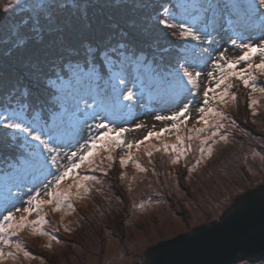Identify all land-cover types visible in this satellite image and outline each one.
Returning <instances> with one entry per match:
<instances>
[{"label":"snow or ice","instance_id":"obj_1","mask_svg":"<svg viewBox=\"0 0 264 264\" xmlns=\"http://www.w3.org/2000/svg\"><path fill=\"white\" fill-rule=\"evenodd\" d=\"M258 3L261 9L259 12L260 27L264 30V0H258ZM68 7L80 10V18L87 20V6L82 0H36L32 13L27 18L14 25L9 35H0V47L6 48L8 52L19 51L26 48L32 39L37 42L42 41L46 32L57 31L62 33L69 21L63 20L60 13ZM174 7L183 6L176 5ZM233 7L242 8L247 13L252 6L241 4L233 5ZM156 20L160 26L167 30H173V35L185 41H206L209 46L217 43L214 37L216 32L214 25L209 26L207 23H202L201 26H198L199 22L194 21L190 26L183 13L178 15L167 6H162ZM90 26L86 25V27ZM230 43L242 54L229 58L226 56L227 49H225L219 53L215 60H212L211 52L208 49L200 48L199 44H187L185 46L186 51L181 57L184 62L178 61L175 70L160 81V87L167 89L171 79H175L178 91H187L188 94L194 95L199 92L202 76V72L197 70L200 66L199 63L194 61L208 57L212 63V70L206 73L207 83L211 86L204 88L201 106L194 110L198 114L197 124L201 126L189 128L188 132L191 134L187 136H181L178 133L182 130L180 125L186 124L192 115L193 109L189 103L183 104L172 115H157L155 117L161 122H172L171 127L162 128L159 132L149 131L142 140L128 141L125 134L133 131V129L118 127L114 120L110 121L107 118L110 111L112 115H115L117 111L130 113L136 107L135 102L138 99L136 92L127 87L125 79L118 71L113 73L112 79H115L116 85L111 92H97L92 96L77 95L72 90L71 85H67L68 93L65 95V99L71 101L72 115L78 122L87 124L88 120H96L98 116L103 118L91 125L93 135H90L76 150L63 153L62 156L61 142L58 136L46 125L41 126L34 119L28 118L27 114L32 108L31 89L27 86L23 88L14 86L10 90L0 91V127L13 130L14 133L24 134L23 139L26 146L34 154V162L42 172L47 171V176L41 181L42 191L33 192L29 190L26 207H15L14 204L11 207H4L5 214L0 215V261L16 260L20 254L25 259L34 258L32 252L25 247L24 241L19 239L20 234L26 229L31 230L32 235L48 237L47 246L49 248L53 242L59 243L60 240L54 234L59 229L53 228L52 231H48L44 227L50 223L48 208H51L53 212H63L65 215L74 213L76 211L74 201L85 199L86 195L93 190L88 186L89 183L102 184L96 175L82 174L80 170L87 169L92 173L99 171L107 175V169H110L115 162L113 153L117 149L124 152V155L119 158V164L122 167H126L131 162L140 172H145L147 169L142 167L139 162L140 157L135 155L132 149L135 147L139 150L153 137L159 139L163 133L175 132L178 134L175 143H164L160 147L147 146L145 154L151 158L153 152L163 151L167 153L170 151L174 154L170 157L171 163L177 164L181 158H186L189 153L197 151L199 158L191 169L194 171L206 156L211 157L214 152L212 145L219 141L226 143L228 136L224 132V121L230 117L226 115L223 109L218 108L215 102L219 101L224 105L235 104L237 94L232 91L235 87L232 83L234 78L241 80L244 87L250 89V97L252 98L249 107L253 108V114H255V107L258 104L253 94L257 91L264 93V87L257 86V74L264 75V35L258 42L254 43L250 40H244L241 33H236L235 37L231 38ZM82 47L85 49L87 57L91 59V66L88 71L81 69L80 76H91L96 71L97 60H100L101 67L105 66L104 62L106 61L112 68H116L117 64L114 57H123L121 50L126 48V44L120 43L115 47L101 48L99 45L84 41ZM257 57L260 60L258 64L253 62ZM85 63L88 64V59ZM122 63L121 60V65ZM204 63L207 64L208 61H204ZM240 65H244V67H240ZM189 67L193 70L190 71ZM56 81H60V90L63 91L65 87L63 79L57 75ZM56 81H49V83L55 87L57 86ZM89 99L93 102L89 103ZM232 124L235 125L234 120ZM144 127L145 125L142 123L137 124L135 130ZM16 138V135H13L12 139L15 140ZM31 141L37 143L33 145L30 143ZM193 141H198V143L193 144ZM105 152L107 155L102 156L101 153ZM64 157L67 158L68 162L61 164ZM105 161H107L106 167ZM49 176L52 177L51 180H48ZM70 178L72 183L66 184L65 182ZM12 196L13 193L9 189L10 200ZM140 207L143 208L144 205L141 204ZM33 215L36 219H29ZM65 231H71V229L65 226ZM6 248L14 249V251H6ZM249 259L246 254H241L237 258V264H249Z\"/></svg>","mask_w":264,"mask_h":264},{"label":"rangeland","instance_id":"obj_2","mask_svg":"<svg viewBox=\"0 0 264 264\" xmlns=\"http://www.w3.org/2000/svg\"><path fill=\"white\" fill-rule=\"evenodd\" d=\"M35 2L36 0H0V10L3 13V17L0 21V35H9L14 25L20 20L27 18V16L32 13ZM82 2L87 6V10L95 8L96 11L103 7L104 3H108L104 9L112 14L110 15V20L119 19L121 14L126 16L122 18V22L125 24L128 22L127 24L131 28L130 30L135 28L134 32L131 31V37L134 39L137 33L147 35L152 33L151 30H160V25L156 20V16L162 10V6H167L170 10L174 11V8L170 6L171 4L182 5L183 7L181 8H186L188 6L187 4H190V2L194 3L196 0H171L170 3L158 1V5L156 6L153 5L155 4V0H82ZM221 2L220 5L225 6L228 0H223ZM249 2L252 6H257L260 12L261 9L258 0H249ZM240 3L245 4L247 2L246 0H240ZM99 13L100 17L101 15L106 16V14H102V11ZM60 15L63 20L69 21L65 28L78 25L88 28L86 27V25L89 24L88 19L86 21L82 20L80 18L81 11L78 9L68 7L63 10ZM104 19V17L100 18L102 22L99 27L100 34L103 29L109 32L116 27L118 28L117 23L115 26L109 24L110 21ZM47 33H53L54 40L57 42L60 41L62 45H65L64 42L61 41L62 35L59 32L51 31ZM214 37L216 38L215 35ZM234 37L235 36L230 37L229 35H225L221 46L212 54V59L214 58L215 60L219 53L225 49H227L226 56L229 58L241 55L242 53L230 43L231 38ZM106 39L111 40L112 38L109 36ZM243 39L246 41L250 40L254 43L258 42V40H254L251 37H243ZM33 42L37 41L34 40ZM50 47H54V45L51 44ZM1 49L2 47H0V53L2 52ZM62 50H66L65 52L69 51L63 47ZM5 53L6 51H4V54ZM253 62L258 64L260 62L259 57L255 58ZM176 65L177 63L173 66H169L171 72L175 70ZM240 67H244V65H240ZM189 69L192 68L189 67ZM144 70L146 71V69ZM61 71L62 70H59L60 73ZM202 76L200 78L199 92L194 94V101L193 97H191L192 115L187 120L186 124L180 125L182 130L178 134L181 136L190 135L191 133L188 132L189 128L201 126L197 124L198 114L194 110L201 106L202 90L211 86L207 83V78L204 80ZM257 76V86L264 87V75L258 73ZM75 78L78 77H63L62 79L64 83H66L69 79ZM232 83L235 85L232 91L237 94L235 104L224 105L219 101L215 102L217 107L223 109L226 115L230 117V119L224 121V132L228 136V141L226 143L231 142V140L236 137L240 140V135H247V131L243 129L237 121V119L243 116L250 125V128L255 130V133L258 132L256 134L254 131L249 133L248 138L250 142H254L255 144L258 143L257 146L264 147V144L259 141L261 138H264V93L257 91L253 94V97L258 101L255 107V114H253V108L249 107L250 99L252 98L250 97V89L244 87L241 80L234 78ZM170 84L176 85V80L171 79ZM177 94L191 96L187 91H178ZM165 96L159 98L158 108L154 111L137 116L132 119L127 126H123L133 129V131L125 134L128 141L142 140L149 131L159 132L162 128L171 127L172 122H161L155 117L157 115H172L174 112L178 111L183 104L190 103L184 99H181L178 103H174L171 99H165ZM118 113H120V111H117L115 114L117 115ZM119 120L120 118L118 119V117H115L116 126H119L117 125ZM233 120L235 121V125L232 124ZM96 122L97 121H93L91 125H94ZM141 123L144 124L145 127L135 130V126ZM91 125L85 130L86 137L94 134ZM62 128L64 132L71 130L67 123ZM178 134L175 132H166L163 133L159 139L153 137L146 145L141 146L139 150L135 147L132 149V152L140 157L139 162L142 167L147 169L145 172H140L135 167V164L131 162L126 167H122L119 164V158L124 155V152L120 149H117L113 153L115 162L110 169H107V175L99 171L92 173L87 169H81L80 171L82 174L96 175L97 178L102 181V184L95 185L89 183L88 186L93 190L86 195L85 199L74 201L76 208L74 213L65 215L63 212H53L51 208H48V219L50 223L44 227L48 231H52L53 228H58L59 231L54 234L60 242H53L52 246L49 248L47 246L49 243L48 237L32 235L31 230L26 229L20 234L19 239L24 241L25 247L32 252L34 258L25 259L23 255L20 254L18 259H6L0 261V264H141L145 260V252L160 241L171 239L201 225L219 220L225 210L228 209L237 198L235 197L237 196L236 189H240V184L236 183L226 185L225 187H223L222 182L217 184L210 183L211 175H208L209 161L216 151V146L219 143L225 142L219 141L212 145L214 152L211 157L206 156L194 171L191 169L199 158V153L197 151L189 153L186 158H181L177 164L171 163L170 157L174 154L170 151L167 153L163 151L153 152L151 158L145 154L147 146L155 145L156 147H160L164 143H175ZM86 140H84V142ZM30 143L35 145L37 142L31 141ZM195 143H198V141H193V144ZM79 146L80 145H78V147ZM257 146H254L257 149H250L251 151L245 154L244 163H242V165H244V170L251 176L250 181L253 183H258L256 180L258 177H262L264 180V151L262 150L259 152ZM73 150H76V147L71 151ZM66 151L67 150H64L62 152V156ZM69 151L67 153H70ZM249 153L251 156H249ZM101 155L106 156L107 153H101ZM251 161L252 163H250ZM67 162V158L64 157L62 163L66 164ZM97 163H99V161H97ZM248 163L256 165L250 167ZM106 165L107 161H105V167ZM237 169L242 170V166L230 168L229 170H222L223 173H221V175H235ZM77 179H79V177H77ZM65 183H72L71 178ZM38 186L39 189L36 190L42 191V185L40 184ZM156 186L169 189L172 192L171 195L166 194L164 196L168 199L167 201L164 199V201H160L161 199L155 194L153 189ZM214 188L223 189L221 192L224 195L221 196L219 194L214 197L209 194L214 191ZM225 188H232L235 193H230V190ZM81 191L83 190L81 189ZM26 196L27 197L24 199L28 200L29 192ZM119 198L123 201L120 207L122 209L120 214L122 215L121 220L123 223L121 224L119 237L114 236L112 232H109L102 226L97 228L95 232L96 235L91 232L87 233L88 231L86 230L93 229L95 223H98L96 221L91 222L90 227L86 226L85 231L81 230L79 223L74 227V223L77 222L80 217V220H84V217L89 214L90 216L94 214L98 202L110 203L114 201L116 204V202H119ZM190 198L194 203H199V206L194 210H191L187 205V203L190 202ZM141 204L144 205L143 208L140 207ZM26 206L25 203L18 207L23 208ZM29 219L34 220L36 217L33 215L29 217ZM65 226L69 227L71 231H65ZM6 251H14V249L6 248ZM249 264H264V260L257 263L249 262Z\"/></svg>","mask_w":264,"mask_h":264},{"label":"trees","instance_id":"obj_3","mask_svg":"<svg viewBox=\"0 0 264 264\" xmlns=\"http://www.w3.org/2000/svg\"><path fill=\"white\" fill-rule=\"evenodd\" d=\"M158 1L170 3L171 0ZM158 1L155 0V4L153 5H158ZM221 1L223 0H196L194 3L190 2V4H187L186 8L174 7L177 4L170 5L174 8L176 14H184L190 26L194 21L199 22L198 26H201L202 23H207L209 26L214 25L216 28L214 35L216 36L217 43L211 46L206 41L189 42L180 39L178 36L172 34L173 30H167L162 26H159V31L151 30L152 33L147 35L137 33L136 37L132 39L131 31L134 32L135 28L130 30L128 22L126 24L122 22V18L126 16L121 14L119 19L110 20V15L112 14L104 9L108 3H104L105 5L103 4V7L97 11L95 8H91V10H87L88 25H91L90 27L85 28L82 25H78L64 28L62 33L59 32L62 35L61 41L65 45H62L59 40V42L54 40L53 33L46 32L41 42H33L35 39H32L26 48L19 51L13 50L12 52H8L6 48L2 47V52L0 53V91L10 90L14 86H19L20 88L24 86L29 87L32 91V108L27 114L28 118L30 120L34 119L41 126L46 125L58 136L61 142V152L67 150L65 152L67 153L71 148L75 147L77 149L78 145H82L84 140L88 139L85 136V130L89 128L93 121L98 122L103 117L98 116L96 120H88L87 124L78 122L72 115L71 101L65 99V95L68 93L67 85L70 84L72 90L77 95L92 96L97 92H111L112 88L116 85L115 79H112L113 73L119 71L125 79L127 87L132 88L136 94H139H137L138 99L135 102L136 107L130 113L128 111H120L117 115H112L110 112L107 118L108 120L111 119L110 121H115V117H118L120 120L117 125L127 126L137 116H141L146 112H152L158 108L159 98L165 95V99H171L174 103H178L181 99L190 102L192 100L191 97H193L194 101V95H178V90L174 84H170L167 89L160 87L161 79L168 77V74L171 72L169 66L175 65L178 61L180 63L184 62L181 57L186 51L185 46L187 44H199L200 48L208 49L211 52V57H213L212 54L221 46L225 35L231 37L235 36L236 33H241L244 38L251 37L258 41L261 39L264 31L259 26L260 17L257 6H252L249 0H246L247 3L243 5L250 4L252 6L246 13L242 8L233 7V5H241L240 0H228L225 6L220 5ZM100 11H102V14H106V16L101 15V17L110 21L109 24L116 26L117 23L118 28L116 27L109 32L103 29L100 34L99 27L102 24ZM109 36L112 38L111 40L106 39ZM84 41H88L93 45H99L101 48L107 46L115 47L120 43H124L126 44V48L121 50L123 51V57H114L117 64L116 68H112L106 61L104 62L105 66L101 67L100 60H97L95 73H92L91 76H80L81 69L88 71L91 66V59L87 57L85 49L82 47ZM51 44L54 47H50ZM62 47L69 50L70 53L69 51L65 52L66 50H62ZM4 51H6L5 54ZM198 55L197 51V57ZM86 59H88V64L85 63ZM121 60L123 61L122 65ZM204 61H208V63L205 64ZM194 62L199 63L200 66L197 70L202 72V77L206 80V73L212 68L209 58L204 57L203 60H196ZM59 70H62L61 73ZM57 75L61 78H78L66 81L64 90L61 91L60 81H56ZM49 81H56L57 86H52ZM134 85L135 87H133ZM88 102L92 103L93 101L89 99ZM237 121L247 131V135L238 136L240 140L236 137L229 143H219L208 164V175H211V184L222 182L223 187L234 183L240 184V189H236L237 196L235 197H239L248 190L264 186L262 177L256 178L258 183L250 181L251 176L247 174V171L243 168L244 165H242L245 154L250 152V149H254V146L258 144L251 143L248 138L249 133L251 131L255 133V130L250 128V125L243 116L237 119ZM66 123L71 130L64 132L62 127ZM13 135L17 137L15 140L12 139ZM23 135L22 133H14L13 130L0 127V215L5 214L4 207H11L13 204L15 207L24 205L27 201L24 198L27 197L26 195L29 190L35 191L39 189L38 185L47 176V171L44 170L42 172L34 162V154L26 146ZM259 141L264 144V138H261ZM257 147L259 152L264 151V147ZM249 156H251L250 153ZM61 164H63L62 160ZM255 165L248 163L250 167H254ZM240 166H242V170L237 169L235 175H221L223 173L222 170H229L230 168ZM51 178L49 176L48 180H51ZM9 189L13 193L11 200L9 199ZM153 189L155 194L161 199L160 201H167L168 199L164 196L172 194L169 189H163L158 186ZM225 189L230 190V193L234 192L232 188ZM222 190L214 188V191L209 194L214 197L219 194L222 196L224 195L221 192ZM17 193L19 194L17 195ZM112 202H98L94 214L91 216L89 214L84 217V220H80V217L74 223V227L79 223L81 230L85 231L86 226L90 227L91 222L96 221L98 223H95L93 229L86 230L88 231L87 233L91 232L95 234L97 228L102 226L109 232H112L114 236L119 237L121 224L123 223L121 220L122 215L120 214L122 210L120 207L123 201L119 198V202H116V204L114 201ZM187 205L191 210H194L199 206V203H194L190 198V202Z\"/></svg>","mask_w":264,"mask_h":264},{"label":"water","instance_id":"obj_4","mask_svg":"<svg viewBox=\"0 0 264 264\" xmlns=\"http://www.w3.org/2000/svg\"><path fill=\"white\" fill-rule=\"evenodd\" d=\"M241 254L264 260V186L237 197L219 220L150 247L141 264H237Z\"/></svg>","mask_w":264,"mask_h":264}]
</instances>
